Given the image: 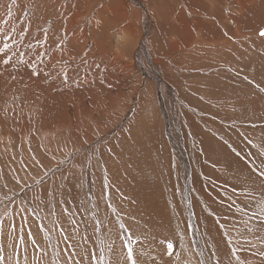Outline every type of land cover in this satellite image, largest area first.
I'll return each mask as SVG.
<instances>
[{"label": "rangeland", "instance_id": "1", "mask_svg": "<svg viewBox=\"0 0 264 264\" xmlns=\"http://www.w3.org/2000/svg\"><path fill=\"white\" fill-rule=\"evenodd\" d=\"M119 1L0 0V48L12 57L0 63L6 264H131L128 233L136 264H264V23L217 54L169 58L155 47V57L104 17L122 3L154 49L137 1ZM137 53L168 67L129 81L108 73L104 55Z\"/></svg>", "mask_w": 264, "mask_h": 264}, {"label": "bare ground", "instance_id": "2", "mask_svg": "<svg viewBox=\"0 0 264 264\" xmlns=\"http://www.w3.org/2000/svg\"><path fill=\"white\" fill-rule=\"evenodd\" d=\"M116 1H119V0H116ZM132 1H134V0H132ZM136 1L138 3L136 5L139 6V8L137 9L138 10L137 14L138 15L140 14V17L142 20L145 19L146 31L154 33V38H156V44H154V45L152 44L154 46V49H152L150 47L151 45H148L147 43L141 41L140 37L138 40L137 34H135L134 29H132L133 23L131 21L126 23L127 20L130 18V16H129L130 14L128 13V9L125 10V6L122 5V3H120V6L115 7V9L114 8L110 9L109 6L107 5L103 11L104 17L107 18V21H109L110 17L114 18V21H115L114 24L117 21L121 20L124 25L122 24L123 26L121 27L122 29H121L120 34L124 33L127 36V38H129L130 40L133 38L136 41L140 42V44H139V46H141L139 49L140 53H147V52L148 53H156L155 52V47H156V48L163 49V51L166 50L165 54H168L166 57H169V58L172 54H181L182 56H184V55H187L186 53H188V52L192 53L191 54L192 58H194V57L200 58V56H202V55H212L215 53L217 54V52L225 51V50L229 49V47L232 49L235 47L234 46L235 44H236V46L240 45L241 44L240 42L246 41L248 39L249 36L247 34H245V32L243 31V28H245L247 30V28L249 29V25H250V27H252V25H254L256 22L264 23V0H136ZM119 2H121V1H119ZM92 4H93V2H92ZM132 12H133V10H132ZM107 13L110 14V17L106 16ZM131 16H132V14H131ZM140 26H142V25H140ZM135 28L138 29L137 27H135ZM105 36H106L105 40L108 42V44L110 46L111 39L108 36V33H106ZM235 37H238V41L234 44V42H232V40ZM239 37H241V39H239ZM143 38H141V39H143ZM156 51L158 52V49ZM115 53H116V51H115ZM159 54L160 53H156L152 56L159 55ZM198 55H200V56H198ZM220 56H221V54H220ZM155 57L149 58V56L146 55V58L148 61L147 60H145V61H147L148 63H144L145 64L144 66L142 65L141 62L142 61L145 62V61L142 60L140 54H138L137 59H135L134 62H131V61L125 62L124 61L125 63L123 61H121L120 54H115L114 56H111V57L104 55V62H105V60L108 61L110 58L113 62H112V64H110V68H109L108 73L110 75H115V76H120V75L126 76L127 75V77H125L124 79L128 80L129 76L132 73H135L138 71L143 73L145 71V68H149V69L151 68L154 71L155 68L157 69L158 66H160L161 68H164V69H166V67H168L167 64L165 65V63L161 59H157ZM213 57H215V56L213 55ZM138 58H141V59H138ZM185 59H186V57H185ZM183 62H185V61H183ZM122 63H124V65ZM182 69H184V68H182ZM121 76L119 78H117V80L121 79L120 81H122ZM163 77H164V75H163ZM155 78L159 82L158 84L162 89L163 95L165 94V91H167V93L171 92L170 86H168V82L172 83L173 81H171L170 78H166L168 81L167 83H166V81L162 80L159 77L158 73H157V77H155ZM172 86H173V84H172ZM173 87H176V86H173ZM164 89H165V91H164ZM172 89H174V88H172ZM170 119H172V118H170ZM190 134H192V133L190 132ZM0 137H3L2 134H0ZM130 144H131V142H130ZM5 145H7V144H5ZM186 146H188V145H186ZM0 148L1 149L3 148L1 144H0ZM4 150H5V152H7V149H4ZM7 154L8 153H6V155ZM187 159L182 157V159H181L182 163H184V161H187ZM121 188H122V186H121ZM28 204H30V203H28ZM140 205H141V203H140ZM126 207H128V206H126ZM139 207H141V206H139ZM142 207H141V209L144 211L145 207H143V208ZM159 208H157V212H156L157 214L159 213V211H158ZM154 209H156V208H154ZM162 212H164V211H162ZM165 215L167 216V214H165ZM149 216H150V214H149ZM152 217H153V215H152ZM148 218H151V217H148ZM160 221H162V220H160ZM207 225H209V224H207ZM206 231L207 230H205L204 232H206ZM208 241H210L209 238H208ZM214 242H215V240H214ZM217 251H218V249H217Z\"/></svg>", "mask_w": 264, "mask_h": 264}, {"label": "snow or ice", "instance_id": "3", "mask_svg": "<svg viewBox=\"0 0 264 264\" xmlns=\"http://www.w3.org/2000/svg\"><path fill=\"white\" fill-rule=\"evenodd\" d=\"M260 36L264 37V29H262L259 33ZM36 43H39V41H37ZM31 47V45H30ZM10 48V45L8 43H5L3 45V48H0V53H4L3 57H0V63L4 64V65H9L12 57L10 55H8L7 51ZM15 53L13 52V55ZM21 62H23V54H21L20 58ZM64 81L67 82V74L64 75ZM261 175H264V173H261ZM107 188V184H105V189ZM23 211V210H22ZM67 209H65V213H67ZM261 223H264V221H262ZM3 227V221L0 220V230H2ZM120 227L123 229L125 226L123 224L120 225ZM221 227H223L221 225ZM11 230L15 231L16 230V225L15 223L12 224L11 226ZM63 229H61V232L63 233ZM23 228H21V235H20V242H23ZM29 239L32 240V243L35 244V240L32 238L31 232L29 231ZM65 241H67V236H64ZM122 239L124 240V246L127 248V258L129 261H131V264H136L135 260H133V245L135 244V240L132 239L130 233H128L127 235L122 234ZM131 241V242H129ZM161 244H166L167 250H168V255H172V249L174 247L173 242L172 241H165V240H161L160 241ZM18 247V246H17ZM69 247H71V244L69 242ZM37 251H42L41 249H39L37 247ZM261 256H264V253H260ZM239 261V258H237ZM0 264H6V260H5V256L3 254V249L2 247H0ZM17 264H19V261H17ZM69 264H71V260L69 261ZM239 264H243L242 261L239 262Z\"/></svg>", "mask_w": 264, "mask_h": 264}]
</instances>
